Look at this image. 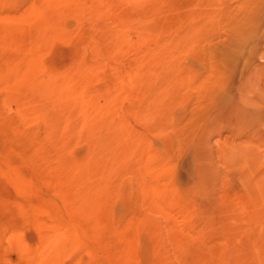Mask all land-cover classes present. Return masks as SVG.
I'll return each instance as SVG.
<instances>
[{
	"label": "rangeland",
	"instance_id": "1",
	"mask_svg": "<svg viewBox=\"0 0 264 264\" xmlns=\"http://www.w3.org/2000/svg\"><path fill=\"white\" fill-rule=\"evenodd\" d=\"M0 264H264V0H0Z\"/></svg>",
	"mask_w": 264,
	"mask_h": 264
}]
</instances>
